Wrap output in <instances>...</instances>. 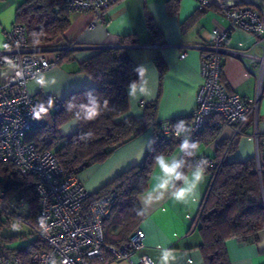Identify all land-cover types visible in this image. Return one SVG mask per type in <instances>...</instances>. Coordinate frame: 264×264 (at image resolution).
Returning <instances> with one entry per match:
<instances>
[{"label":"crops","instance_id":"crops-1","mask_svg":"<svg viewBox=\"0 0 264 264\" xmlns=\"http://www.w3.org/2000/svg\"><path fill=\"white\" fill-rule=\"evenodd\" d=\"M167 0H119L112 4L103 15V22L90 28L92 14L88 12H71L70 25L64 33L73 52L70 58H64L55 66L43 71L47 75H56L60 83L49 90L41 89L34 78L29 80L27 88L37 98L63 99L68 93L94 85L92 79L79 71V64L94 54L101 47H117L121 36H132L136 43L126 46V54L136 66H147L153 81L154 94L148 100L129 104L122 119H140L144 104L156 102V117L167 121L180 116L192 114L196 106V92L201 83L200 53L198 46L210 44L212 30L228 29L229 19L225 11L216 5L202 6L199 0H178V11L167 15ZM21 1L0 0V31L12 20ZM259 12L264 11V0L247 1ZM15 5V6H14ZM153 20L160 32L156 40L147 28V20ZM255 36L242 30L234 31L227 37L226 46L241 48L245 51L261 54L260 46L253 47ZM259 51H256V50ZM185 56L180 58V53ZM259 63L250 62L228 54L221 53L220 81L229 93H235L249 101L254 98L260 77ZM262 96L257 109V132L259 138L264 136V73L261 78ZM127 91V90H126ZM128 97V96H127ZM218 136L208 144H200L198 154L214 159L220 142L234 137L232 128L221 124ZM76 129V122L71 120L63 124L59 131L63 136L70 135ZM255 117H248L242 124V132L237 139L236 149L227 155L229 161H242L254 156ZM153 128L150 126L136 138L117 148L106 160L82 171L77 178L85 188L94 193L117 175L142 162L145 145L151 144ZM142 153V155H141ZM264 170L263 148L260 149ZM178 154V147L167 156ZM139 157V158H138ZM159 170L152 168L147 181V188L156 182ZM211 181L210 171L198 190L194 202L183 204L171 198L154 205L139 224L144 231V245L134 254L113 258L108 253L107 264H136L142 254L150 256L159 264V247L171 248L177 255L179 264H203L199 249L201 236L197 228L190 231L206 191ZM146 188V189H147ZM140 196V195H139ZM139 196L137 203L139 205ZM140 207V205H139ZM264 229L256 237H231L226 241V249L231 264H264Z\"/></svg>","mask_w":264,"mask_h":264},{"label":"trees","instance_id":"trees-1","mask_svg":"<svg viewBox=\"0 0 264 264\" xmlns=\"http://www.w3.org/2000/svg\"><path fill=\"white\" fill-rule=\"evenodd\" d=\"M62 2L63 0H23L17 6L14 16V21L25 27L28 46L33 49H52L60 56L59 61L70 58L73 52L68 49L69 43L64 35L70 25L69 13L55 8ZM165 7L167 15L176 14L178 0H167ZM146 24L152 36L159 40L160 32L153 20H147ZM34 33L40 34L38 44L33 43ZM135 43L134 37L121 36L117 47L98 48L94 54L80 62L79 71L92 79L94 85L74 90L60 99L62 108L58 111L51 110L45 118V124L33 128L25 137L38 151H52L64 174L77 177L85 169L102 163L117 148L136 138L148 127L153 128L154 144L151 143L152 150L145 152L142 162L120 173L98 191L90 193L86 201L93 202L111 191L116 194L110 216L104 222V239L108 247L125 244L131 233L139 227L143 215L137 214V197L147 188L153 157L161 151L168 155L178 147L180 140L173 135V126L177 121L184 120L191 127L193 120L192 114H189L160 121L156 117V102L144 105L140 119H122L129 109L127 85L137 79L134 71L137 66L125 49ZM88 90H94L101 99L107 98L111 110L105 111L93 121H75L73 113L67 112L64 104L72 97L77 103L82 102L84 93ZM48 99L39 98L38 103ZM71 120L76 122L75 131L70 135H61L60 127ZM220 120L219 116L210 115L200 132L192 130V139L199 145L216 139L218 126L215 121ZM243 122L238 134L219 143L214 156L216 166L210 172L209 187L190 227V231L197 228L201 236L199 249L203 264H231L226 241L231 237H256L264 229V170L261 159L260 169L255 156L242 161L226 159L236 149L237 139L243 133ZM163 126L167 127V132H164ZM88 132L92 133L91 138L81 139ZM0 185L22 192L29 199L35 213L37 196L33 175H20L11 163L0 162ZM8 241L6 237H0L4 254L17 255L22 264H32L31 253L44 249L37 239L18 249L8 248ZM106 253L105 248L104 254Z\"/></svg>","mask_w":264,"mask_h":264},{"label":"built area","instance_id":"built-area-1","mask_svg":"<svg viewBox=\"0 0 264 264\" xmlns=\"http://www.w3.org/2000/svg\"><path fill=\"white\" fill-rule=\"evenodd\" d=\"M119 0H63L56 6L68 12L92 14L89 27L103 22L108 8ZM202 6L216 5L228 15V29L212 30L210 44L198 46L200 53L201 83L196 92V106L192 112L191 128L195 133L203 129L210 115L221 118V124L232 128L233 135L240 131V124L248 117H255L256 163L260 169V149L264 136L257 132V109L262 96L261 78L264 73V11L252 8L247 1L199 0ZM242 30L255 36L253 44L260 46L262 53L245 51L241 48L225 47L227 37ZM0 50V162L11 163L20 175L31 174L35 178L34 191L37 196L35 213L29 199L20 191H12L0 185V224L9 229L28 227L44 247L30 255L32 264H47L53 256L63 264H107L104 249L113 258L134 254L144 245V231L136 228L125 244L119 247L106 246L104 222L109 218L116 194L111 191L93 202L86 203L90 192L84 184L72 175L64 174L57 158L50 150L38 151L32 142L25 140L29 131L43 126L45 119L35 121L29 109L38 103L35 94L29 92L27 83L37 74L55 66L60 56L52 49H33L27 44L25 27L13 20ZM259 63L260 77L254 98L246 101L235 93H229L220 81L221 53ZM185 51L180 53V58ZM144 105L146 103H143ZM62 108L60 100L55 101L53 111ZM219 126V123H216ZM164 132L167 127L163 126ZM208 160V171H213V158L198 154L196 159ZM264 198V192L262 191ZM2 216L5 223L1 222ZM43 219L46 229L40 226ZM13 225L16 227L14 228ZM1 237V236H0ZM0 264H22L17 255L6 256L0 244ZM136 264H155L154 260L142 254Z\"/></svg>","mask_w":264,"mask_h":264},{"label":"clouds","instance_id":"clouds-1","mask_svg":"<svg viewBox=\"0 0 264 264\" xmlns=\"http://www.w3.org/2000/svg\"><path fill=\"white\" fill-rule=\"evenodd\" d=\"M40 34H33V43H39ZM134 71L137 79L127 85V96L129 104L140 100H148L154 94L153 81L147 66L139 65ZM35 84L41 89L49 90L60 81L56 75L39 73L34 77ZM55 100L49 98L47 101L39 102L30 107L29 113L35 121L44 120L54 108ZM67 112L73 113L75 121H93L100 117L105 111H109L110 102L107 98L101 99L94 90L84 93V100L80 103L75 98L67 100L64 104ZM173 135L179 138L178 154L165 155L163 151L153 157V165L159 170L155 177L156 182L139 196L138 215L146 214L154 205L163 202L166 198L174 199L177 202L187 204L194 202L198 196V190L206 178V171L209 162L206 158L196 159L199 151V143L192 139V128L184 120L177 121L173 126ZM92 136L91 132L85 133L81 139L87 140ZM154 144V141L151 142ZM146 150H152L151 144L145 145ZM142 155V153H141ZM139 158V157H138ZM42 229H46L43 219L40 220ZM15 228L16 226L13 225ZM264 246V241H262ZM159 247V264H179L176 253L168 247ZM47 264H63L54 256L47 261ZM191 264V261L188 262Z\"/></svg>","mask_w":264,"mask_h":264},{"label":"rangeland","instance_id":"rangeland-1","mask_svg":"<svg viewBox=\"0 0 264 264\" xmlns=\"http://www.w3.org/2000/svg\"><path fill=\"white\" fill-rule=\"evenodd\" d=\"M16 1H23V0H16ZM15 6V5H14ZM12 20L0 31V50L3 49V42L5 40L6 33L11 30L12 27ZM256 51H259L258 49ZM59 62V61H58ZM260 153V159L261 158ZM1 222L5 223V218L2 216ZM0 236L6 237L9 241L6 243V246L10 249H18L25 247L33 240H35V236L30 232L29 228L24 226L22 229H9L5 224H0Z\"/></svg>","mask_w":264,"mask_h":264},{"label":"bare ground","instance_id":"bare-ground-1","mask_svg":"<svg viewBox=\"0 0 264 264\" xmlns=\"http://www.w3.org/2000/svg\"><path fill=\"white\" fill-rule=\"evenodd\" d=\"M222 1L228 2L230 0H222ZM243 1H255V0H243Z\"/></svg>","mask_w":264,"mask_h":264}]
</instances>
